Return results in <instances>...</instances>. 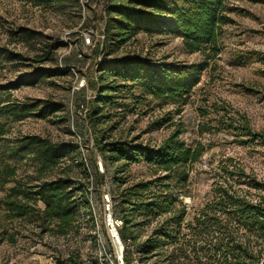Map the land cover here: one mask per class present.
I'll use <instances>...</instances> for the list:
<instances>
[{
	"label": "rangeland",
	"instance_id": "374dc122",
	"mask_svg": "<svg viewBox=\"0 0 264 264\" xmlns=\"http://www.w3.org/2000/svg\"><path fill=\"white\" fill-rule=\"evenodd\" d=\"M111 1L58 0L52 7H39L0 0V49L18 55L9 59L0 52V264H116L111 263L114 248L103 223L104 191L112 195L160 173L142 155L129 164L102 162L99 184L95 138L155 149L177 128L187 146L200 144V158L182 175L188 176L180 197L188 208L184 223L209 199L212 176H240L229 171L243 167L241 176L264 183V0H226L229 22L216 49L195 52L186 51L181 38L166 31H137L123 42L106 37L104 8ZM19 27L40 35L23 41L14 33ZM52 44L60 45L46 55ZM96 44L102 45L97 55ZM133 56L153 64L192 66L197 83L184 100L173 102L152 95L139 81L100 79V60ZM36 67L54 73L36 82L23 79ZM93 83L107 86L102 95L109 99L97 102L105 117L96 122L90 111L100 97ZM71 127L81 137L84 153L74 149L51 170L40 172L29 152L21 151L32 135L74 145ZM5 164L13 175L6 174ZM61 170L82 186L90 201V211L81 210L66 234H58L54 222L36 213L6 217L11 186L52 179ZM115 176L125 183L115 182ZM148 232L141 231L139 239ZM131 261L141 264L135 253Z\"/></svg>",
	"mask_w": 264,
	"mask_h": 264
},
{
	"label": "trees",
	"instance_id": "16d2710c",
	"mask_svg": "<svg viewBox=\"0 0 264 264\" xmlns=\"http://www.w3.org/2000/svg\"><path fill=\"white\" fill-rule=\"evenodd\" d=\"M18 1L52 7L58 0ZM228 11L226 0H126V4L110 3L104 8V31L106 37L111 35L118 42L130 39L137 31H166L177 34L188 52L207 46L216 49L221 29L229 22ZM14 33L23 41L40 35L24 27ZM59 45H50L46 55ZM101 48L102 45H95L96 55ZM0 52L9 59L18 56L7 48H1ZM97 71L102 80L112 77L139 81L152 95L173 102L184 100L197 83V70L192 66L153 64L138 56L102 59ZM53 73L48 67H36L23 79L36 82ZM92 87L100 97L95 98L90 111L92 122H96L105 117L100 114L97 102L109 99L102 95L107 86L93 83ZM180 134V129L172 130L155 149L120 140L108 143L93 140L104 166L120 160L129 164L142 155L160 173L125 185L111 195L113 213L122 220L118 233L125 246L123 261L131 264L135 253L141 264H264V183L256 176H241L245 174L243 167L229 171L240 176H212L209 199L184 223L188 208L180 197L188 176L182 175L186 174L187 165L198 161L203 148L200 144L187 146L180 140ZM74 145L32 135L22 142L21 151L27 150L43 172L55 168L78 148ZM4 171L10 176L14 173L9 164L4 165ZM61 172L30 186L20 183L11 186L5 201L6 217L22 218L36 213L54 222L58 234H66L81 210L90 211V201L82 186H76L70 176ZM95 178L100 184L104 176L98 173ZM114 181L125 183L120 176H115ZM144 229L149 232L139 239ZM66 260L74 261L70 257Z\"/></svg>",
	"mask_w": 264,
	"mask_h": 264
},
{
	"label": "built area",
	"instance_id": "2783aa9c",
	"mask_svg": "<svg viewBox=\"0 0 264 264\" xmlns=\"http://www.w3.org/2000/svg\"><path fill=\"white\" fill-rule=\"evenodd\" d=\"M84 41L86 43H89L90 42L89 37L84 38ZM71 128H72V131L74 134V143L77 144L79 151L83 154L84 150L82 147L81 137L75 132L73 127H71ZM96 167L100 173H104L100 156L97 157ZM103 203H104L103 223L105 224V226L108 230L109 237L111 240V244L114 248L111 263H113L112 261H115L116 264H125V262L123 261V252H124L125 246H124L123 242L120 240L119 233H118V230L122 226V220L120 217H116L113 213L111 195H110L109 190L104 191ZM118 246L121 249V251H119V252L117 251Z\"/></svg>",
	"mask_w": 264,
	"mask_h": 264
},
{
	"label": "crops",
	"instance_id": "0c3cea01",
	"mask_svg": "<svg viewBox=\"0 0 264 264\" xmlns=\"http://www.w3.org/2000/svg\"><path fill=\"white\" fill-rule=\"evenodd\" d=\"M111 3H114V4H126V0H112Z\"/></svg>",
	"mask_w": 264,
	"mask_h": 264
},
{
	"label": "bare ground",
	"instance_id": "6f19581e",
	"mask_svg": "<svg viewBox=\"0 0 264 264\" xmlns=\"http://www.w3.org/2000/svg\"><path fill=\"white\" fill-rule=\"evenodd\" d=\"M117 251H118V252H119V251H121V249H120V247H119V246L117 247Z\"/></svg>",
	"mask_w": 264,
	"mask_h": 264
}]
</instances>
